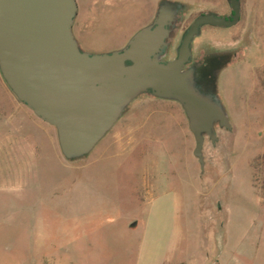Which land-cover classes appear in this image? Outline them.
Instances as JSON below:
<instances>
[{
  "label": "rangeland",
  "instance_id": "obj_1",
  "mask_svg": "<svg viewBox=\"0 0 264 264\" xmlns=\"http://www.w3.org/2000/svg\"><path fill=\"white\" fill-rule=\"evenodd\" d=\"M85 1L79 47L100 53L122 47L160 0ZM170 1L186 6L170 58L196 16L231 12L229 0ZM239 1L236 25H203L192 44L193 55L236 50L216 82L231 130L205 138L203 167L181 106L149 94L86 157L66 160L54 127L0 75V264H218L241 240L262 254L264 0Z\"/></svg>",
  "mask_w": 264,
  "mask_h": 264
},
{
  "label": "water",
  "instance_id": "obj_2",
  "mask_svg": "<svg viewBox=\"0 0 264 264\" xmlns=\"http://www.w3.org/2000/svg\"><path fill=\"white\" fill-rule=\"evenodd\" d=\"M226 17L196 16L170 58V41L186 6L160 0L154 18L120 48L92 53L73 33L76 0H0V75L18 101L54 127L62 156L86 157L141 94L178 103L204 166L203 143L216 126L231 130L215 80L190 65L201 26L230 27L240 20L239 0Z\"/></svg>",
  "mask_w": 264,
  "mask_h": 264
},
{
  "label": "crops",
  "instance_id": "obj_3",
  "mask_svg": "<svg viewBox=\"0 0 264 264\" xmlns=\"http://www.w3.org/2000/svg\"><path fill=\"white\" fill-rule=\"evenodd\" d=\"M97 3V0H94ZM77 2V15L73 24V33L80 45L81 38L80 33L84 28V23L88 18L87 4L85 0H76ZM260 231H264V222L260 225ZM258 243V242H257ZM254 241L244 242L238 241L236 243H226L223 249L220 250L218 264H252L255 258L264 257V244H262V254L259 251L260 247H257ZM261 254V255H260ZM229 260V262H228ZM264 261V258L262 259Z\"/></svg>",
  "mask_w": 264,
  "mask_h": 264
},
{
  "label": "flooded vegetation",
  "instance_id": "obj_4",
  "mask_svg": "<svg viewBox=\"0 0 264 264\" xmlns=\"http://www.w3.org/2000/svg\"><path fill=\"white\" fill-rule=\"evenodd\" d=\"M183 15L184 12L182 13L181 20L176 22V28L172 30L171 36L168 39L169 41L174 31L178 28V25L181 23L183 19ZM170 50H171V42H170ZM235 52L236 50L232 49V50H222V51H214V52L204 51L200 55H193L192 53V60L190 65L194 66L197 69L198 78L200 77L205 82L212 80H215L217 82V78L221 69L224 67L225 64L229 62V60L232 58Z\"/></svg>",
  "mask_w": 264,
  "mask_h": 264
},
{
  "label": "trees",
  "instance_id": "obj_5",
  "mask_svg": "<svg viewBox=\"0 0 264 264\" xmlns=\"http://www.w3.org/2000/svg\"><path fill=\"white\" fill-rule=\"evenodd\" d=\"M219 127V126H218ZM215 129H216V127H215Z\"/></svg>",
  "mask_w": 264,
  "mask_h": 264
}]
</instances>
